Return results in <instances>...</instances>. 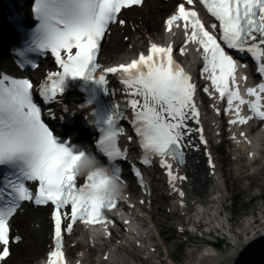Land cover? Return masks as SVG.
<instances>
[{
    "label": "snow or ice",
    "instance_id": "snow-or-ice-1",
    "mask_svg": "<svg viewBox=\"0 0 264 264\" xmlns=\"http://www.w3.org/2000/svg\"><path fill=\"white\" fill-rule=\"evenodd\" d=\"M143 2L34 0L37 24L30 31L27 47L18 50V55L25 57L21 65L36 67L27 53L50 51L61 71L49 72L35 87L28 78L0 75V166L9 170L0 180V264H7L10 243L22 239L13 228L26 203L52 209L54 245L47 264H67L65 234L73 233L78 223L93 226L94 232L99 225L111 235L109 225L114 221L108 213L127 199L121 192L124 181L116 162L129 158V150L119 143L125 132L119 122L127 118L129 110L136 137L126 136V140L138 142L142 165L151 166L154 158H159L172 181L186 179L174 173L172 161L186 163L185 149L198 147L193 137L207 144L197 101L201 89L174 58L172 43H151L148 54L142 52L138 58L113 67L105 68L97 61L110 27L124 24L123 12ZM198 5L214 18L210 27L196 10ZM165 25L173 35L177 29L183 32L185 46L179 48L180 53L186 51L188 42L198 46L203 59L201 75L208 82L202 91L209 96L218 92L219 98L226 100L224 111L235 114L230 124H247L254 118L264 121V80L255 86L245 84V96L237 79L239 69L248 68L237 59L243 54H250L255 71L264 77V0H178ZM108 73H119L126 97L122 104H105L101 99L115 92L109 87ZM76 79L84 82L87 101L75 111H87L88 122L99 129L96 148L107 158V166L86 146L55 134L34 99L38 93L45 105L57 101L69 81ZM243 79L246 82L248 77ZM244 106L249 115L244 114ZM64 111L72 110L65 106ZM48 116H53L51 109ZM131 168L144 184L135 162ZM177 191L181 197L185 195L183 190Z\"/></svg>",
    "mask_w": 264,
    "mask_h": 264
},
{
    "label": "bare ground",
    "instance_id": "bare-ground-1",
    "mask_svg": "<svg viewBox=\"0 0 264 264\" xmlns=\"http://www.w3.org/2000/svg\"><path fill=\"white\" fill-rule=\"evenodd\" d=\"M147 6L152 10V14H153L152 17H154V19L156 17L158 18L159 16L167 14V12L171 9V6L168 3L155 2L154 0H148ZM140 15H142L143 17H141ZM140 15H134V13L131 12L129 17L134 21H139L141 19L145 27H149L148 23L150 22L151 23L150 29H154L157 32L160 31L159 29L160 26L158 21H154V19H150L147 15L144 14H140ZM117 36L118 34L116 33L113 36L112 42L106 45V47H104L103 55L107 56L108 60H112V61L123 60L130 54V52L126 48V45L124 43H119ZM114 50H116L118 53L116 54L113 53ZM5 61L6 62L9 61V59ZM261 187L264 188V184ZM206 198L208 199V197ZM241 198H244V195H242V193H239L237 199H241ZM217 206L223 207L222 202L220 200L213 201L211 208L208 209L209 212L211 211L210 215H207V217H205L206 219H210L213 217L212 215L215 214V211L217 210ZM38 217L43 218L41 230L31 229L30 227L26 228L25 230H22L21 231L22 235H24V233H28L31 235V239L24 241L23 243L19 244L16 247L18 249L14 250L15 254L12 257V259H10V261L7 262V264H34V262L40 261V259L45 255L46 245L47 243H49V240L46 239V235L49 230L51 231V229L46 224L43 216L40 215ZM33 221L36 222L35 219H33L32 222ZM259 221H260V217L256 216V221L253 223L251 222L249 225H247V227L251 228L253 226L254 228H258V226L255 225L254 223H258ZM25 222L26 220L24 218L19 217L16 219L14 226L25 224ZM216 225L219 226L218 224ZM228 227L229 226L223 227L224 232H226V230L228 229H231ZM234 235L235 238H233V242L237 246H245V242H244L245 239L244 238L241 239L239 235H237L236 233H234ZM237 251H238L237 247H234L231 253H229V251L228 252L222 251L221 253L216 255L214 253H211L208 247L205 246V244L203 245L193 244L189 248L185 256V261L178 264H218V263L224 264V262L229 260V257H232V255L230 254H233ZM169 257H167L168 264H173L171 263V261L168 260Z\"/></svg>",
    "mask_w": 264,
    "mask_h": 264
},
{
    "label": "rangeland",
    "instance_id": "rangeland-1",
    "mask_svg": "<svg viewBox=\"0 0 264 264\" xmlns=\"http://www.w3.org/2000/svg\"><path fill=\"white\" fill-rule=\"evenodd\" d=\"M142 11V10H141ZM143 13V11H142ZM156 15V14H155ZM152 19H154V17H152ZM161 19V18H160ZM160 19H158L157 17L154 19V21H159ZM159 26H160V23H159ZM250 201V196L247 195L245 198H242V199H239L237 200V197H233V202L235 203V205H237V208L239 209L238 213L235 214L233 216V219L235 220L234 223H235V227H234V230L237 231V233L241 230L244 229V227L246 226L244 224V221H243V218H245L246 220H251L253 217L251 216L253 213H255V215L257 214V210L261 211L264 213V200L261 202V201H257L256 203L253 202L251 204V206H249L248 208L245 207L244 205L246 203H248ZM262 205V207H261ZM253 206V207H252ZM229 215V213H227ZM243 217V218H242ZM259 217H260V221L258 222V224L262 221L263 217L260 216L259 214ZM255 219V218H253ZM253 221V220H251ZM247 223V222H245ZM251 223L250 221L247 223L249 224ZM259 226V225H258ZM262 233H264V228L261 229ZM242 233H244L243 231H241ZM260 232V231H259ZM238 235L240 236L241 239H243L244 237V234L240 235V233H238ZM187 252V251H186ZM186 252H182L183 254L181 255L180 257V261H185V253Z\"/></svg>",
    "mask_w": 264,
    "mask_h": 264
}]
</instances>
